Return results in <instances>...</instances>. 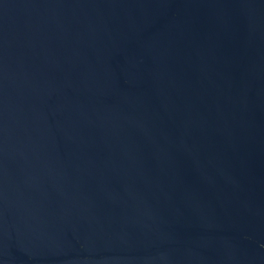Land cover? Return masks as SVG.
<instances>
[{
    "label": "water",
    "instance_id": "water-1",
    "mask_svg": "<svg viewBox=\"0 0 264 264\" xmlns=\"http://www.w3.org/2000/svg\"><path fill=\"white\" fill-rule=\"evenodd\" d=\"M0 264H264V0H0Z\"/></svg>",
    "mask_w": 264,
    "mask_h": 264
}]
</instances>
